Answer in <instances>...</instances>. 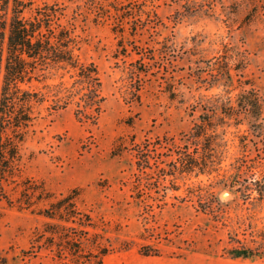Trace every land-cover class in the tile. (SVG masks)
<instances>
[{
  "label": "rangeland",
  "instance_id": "rangeland-1",
  "mask_svg": "<svg viewBox=\"0 0 264 264\" xmlns=\"http://www.w3.org/2000/svg\"><path fill=\"white\" fill-rule=\"evenodd\" d=\"M45 1L65 5L63 21L74 27L76 53L97 65L105 101L95 122L77 118L75 104L55 110L49 99L37 106L5 182L11 201L0 202V253L9 264H62L45 249L27 252L48 220L37 212L47 200L34 203L36 211L19 207L27 186H43L53 196L79 189L80 207L115 247L103 264H264V256L223 255L229 227L205 208L214 194L213 201L232 214L247 208L264 216V203L257 206L239 184L217 172L201 174L185 184L179 180V189L168 180L164 195L153 174L143 177L140 198L132 190L141 173L137 144L163 142L159 155L170 160L167 152L187 142L207 106L229 115L219 127L227 155L220 172L232 168L240 180L264 174V0H156L158 16L128 19L122 32L90 0H35L34 6ZM226 61L232 80L219 75ZM252 86L257 105L245 101L244 89ZM258 105L260 116L254 113ZM126 243L131 247L123 248ZM141 248L158 253L145 255Z\"/></svg>",
  "mask_w": 264,
  "mask_h": 264
},
{
  "label": "trees",
  "instance_id": "trees-1",
  "mask_svg": "<svg viewBox=\"0 0 264 264\" xmlns=\"http://www.w3.org/2000/svg\"><path fill=\"white\" fill-rule=\"evenodd\" d=\"M90 1L92 6L102 9L98 10L99 13L113 16L121 27L115 29L121 32L128 19L158 16L156 0H128L126 3L107 0L104 6L100 0ZM34 3L35 0H0V202L4 199L11 201L5 182L14 173L20 158V144L37 117L38 105L49 99L54 102L55 110L75 104L77 118L95 122L105 101L97 65L83 62L76 53L74 27L63 21L65 5L45 1L34 6ZM26 12L31 15L27 16ZM140 27L138 23L134 26L135 33ZM145 71L150 73V70ZM218 71L220 77L232 80L228 61ZM244 90L247 94L245 101L257 105L258 90L254 86ZM220 110L216 106L205 107L200 122L186 134L187 142L175 144V149L167 152L170 160L159 155L158 149L164 146L163 142L146 140L137 144L136 164L141 173L135 174L133 195L140 198L138 193L144 176L150 180L151 175L156 174L157 183L164 184L165 195V190L181 187L179 180L185 184L192 176L217 172L230 185L239 184V189L248 198L258 201L257 206L262 205L264 174L240 180L235 178L232 168L220 172L227 155L219 141V127L229 117L226 114L219 116ZM260 110L258 105L254 113L260 116ZM255 167L261 168V164L257 163ZM252 191H258L259 195L252 196ZM79 196V189L53 196L43 186L25 187L19 207L36 211L34 203L48 202L38 208L37 212L48 220L35 231L27 251L29 255H38L45 249L62 264H103L105 256L115 250L109 240L108 244L103 241L102 232L95 231L99 224L91 213L80 207ZM214 196L212 194L213 199L205 208L216 220L229 227L227 245L222 248V254L231 258L263 257L264 216L247 208L232 214L220 208L213 201ZM86 242L93 248L87 249ZM129 247L130 243L123 245V248ZM140 251L145 255L158 253V250L143 248ZM0 264H9L1 253Z\"/></svg>",
  "mask_w": 264,
  "mask_h": 264
}]
</instances>
